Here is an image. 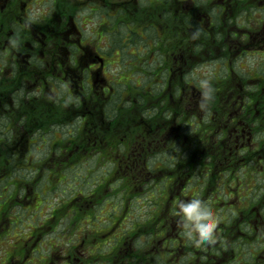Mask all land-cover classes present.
<instances>
[{"label": "flooded vegetation", "instance_id": "af4514ba", "mask_svg": "<svg viewBox=\"0 0 264 264\" xmlns=\"http://www.w3.org/2000/svg\"><path fill=\"white\" fill-rule=\"evenodd\" d=\"M90 153L110 170L40 224L17 216L45 204L33 183L0 193L1 264H264V0H0V182L59 183ZM194 198L214 244L182 240Z\"/></svg>", "mask_w": 264, "mask_h": 264}, {"label": "rangeland", "instance_id": "374dc122", "mask_svg": "<svg viewBox=\"0 0 264 264\" xmlns=\"http://www.w3.org/2000/svg\"><path fill=\"white\" fill-rule=\"evenodd\" d=\"M201 3L202 0H196ZM204 71V72H203ZM206 74L205 67H198L195 70L192 71V74L189 76L192 81H198L199 79H202V77ZM117 89L120 91L121 87H117ZM157 92V90H154ZM75 123L77 122H72L70 124V130L72 134H75L78 132L77 126H75ZM55 137H53V134H48L47 135V140L48 144L54 143L53 141H58L62 140L63 136L65 135V128H57L55 129L54 133ZM184 134V131H183ZM38 135H36V138ZM66 135L64 136V138ZM112 138L108 139L104 137L102 140H100V143H102L103 146H109V143H114L115 139L111 141ZM99 142V141H98ZM117 143V141H116ZM38 145L34 144L33 148H37ZM179 146L175 147L174 149H178ZM34 154V153H33ZM44 153L41 152H36L35 158H40L43 156ZM95 154H88L87 162L84 164V167H79L77 169V174H75V169L73 171H68L67 170L64 172V175L67 177L62 181L58 183V179H62L61 177L58 178L54 174L48 173V174H42L40 177L36 176L34 178V181H32L33 177L35 176V173L32 171H26V170H21V167H13L11 169L12 175L5 181L0 182V193L4 192H10L14 190H18L20 187L24 186V183L27 184L33 183V188L35 187L36 191L38 192V197L41 199V195H46L44 198L45 204L38 208L35 209L37 206L33 207L29 212H19V216L21 220H24L26 222H30V218H32L33 222L35 221L36 223L40 224L43 221V212L41 210L47 208L50 203H56L59 204L66 200L68 197H70L71 194L69 192L74 191V190H83L85 192L92 190L93 186L96 184V182L101 179L111 168V163L109 164L108 161H103L101 156L95 157ZM95 174V178H92L93 175ZM23 176H27V179H24ZM47 180L49 182H47ZM24 181V182H23ZM32 181V182H31ZM37 181V182H36ZM36 182V183H35ZM20 183L23 186H19L18 188L16 187V184ZM114 187V186H113ZM121 187V186H120ZM119 191V189H118ZM53 193L52 195H47L46 193ZM66 192V194H65ZM65 194V195H64ZM115 203H119V201L113 200ZM53 209V207H52ZM132 214L129 217V220L134 221L139 223L140 221H143L145 216L142 215L141 217L136 215V211L134 209L131 210ZM15 218V216L13 217ZM68 228L67 222L64 223L63 229H59V231H62L60 233H57L58 235V241L55 239L57 242H61L63 240H67L69 237L68 231L66 230ZM26 233V230L23 231ZM79 235V234H78ZM182 240L186 237L184 235V229L183 233L181 234ZM17 237L11 233L9 235H6V241L0 242V258L3 256L4 251H9L10 246L12 247V242L16 240ZM143 240V239H142ZM161 262V261H160ZM1 264V261H0ZM173 264L175 262L173 261Z\"/></svg>", "mask_w": 264, "mask_h": 264}, {"label": "clouds", "instance_id": "9594fccd", "mask_svg": "<svg viewBox=\"0 0 264 264\" xmlns=\"http://www.w3.org/2000/svg\"><path fill=\"white\" fill-rule=\"evenodd\" d=\"M200 87L204 90L202 93L204 103H207L212 99V86L207 79H204L200 81ZM177 207V215L180 216L185 229L184 235L189 240L196 246L211 245L216 242V217L201 199L181 200L178 201Z\"/></svg>", "mask_w": 264, "mask_h": 264}]
</instances>
